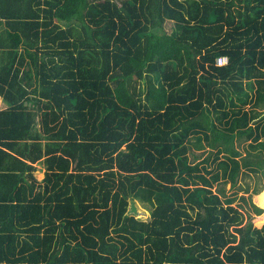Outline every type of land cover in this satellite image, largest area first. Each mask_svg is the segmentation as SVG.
<instances>
[{"label": "trees", "instance_id": "trees-1", "mask_svg": "<svg viewBox=\"0 0 264 264\" xmlns=\"http://www.w3.org/2000/svg\"><path fill=\"white\" fill-rule=\"evenodd\" d=\"M0 99V264H264V0H0Z\"/></svg>", "mask_w": 264, "mask_h": 264}, {"label": "rangeland", "instance_id": "rangeland-1", "mask_svg": "<svg viewBox=\"0 0 264 264\" xmlns=\"http://www.w3.org/2000/svg\"><path fill=\"white\" fill-rule=\"evenodd\" d=\"M173 25L171 22H166L164 29L170 32ZM6 104L0 99V109L4 108ZM246 144L248 140H242L239 142L234 139L232 146L234 149L239 151L238 159L240 163H243V159L246 158ZM215 148L205 147L204 150H198L195 146L189 145V158L191 161L196 162L204 158L210 152H215ZM260 151V150H259ZM256 151H253L255 153ZM259 153V152H258ZM264 158V149L261 150L260 156ZM261 164L258 168L257 164H253L252 167L255 169H250L248 167L241 166L240 171L237 176V181L234 185L230 181L222 180L219 183L213 185L212 190L217 191V188L224 186V194L221 193L223 198H234L232 205L236 206L241 210L245 216V220H248V216L254 217L255 213L250 204V200L264 187V161H259ZM35 176L38 179L43 177V171L41 169L35 172ZM219 193V192H218ZM244 198V200L242 199ZM128 214L134 215L136 218L141 220H148L150 218L151 206L138 199L128 198Z\"/></svg>", "mask_w": 264, "mask_h": 264}, {"label": "built area", "instance_id": "built-area-1", "mask_svg": "<svg viewBox=\"0 0 264 264\" xmlns=\"http://www.w3.org/2000/svg\"><path fill=\"white\" fill-rule=\"evenodd\" d=\"M225 61H226L225 58H220V59H219V64H220V63H224Z\"/></svg>", "mask_w": 264, "mask_h": 264}]
</instances>
